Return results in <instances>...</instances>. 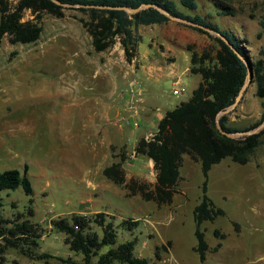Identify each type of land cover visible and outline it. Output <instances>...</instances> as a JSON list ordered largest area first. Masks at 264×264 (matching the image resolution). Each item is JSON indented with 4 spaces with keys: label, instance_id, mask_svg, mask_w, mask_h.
Listing matches in <instances>:
<instances>
[{
    "label": "rangeland",
    "instance_id": "obj_1",
    "mask_svg": "<svg viewBox=\"0 0 264 264\" xmlns=\"http://www.w3.org/2000/svg\"><path fill=\"white\" fill-rule=\"evenodd\" d=\"M6 1L14 5L17 0ZM172 1L179 12L192 15L178 0ZM195 3L201 17L207 14L208 20L219 29H227L248 41L250 61L260 58L264 62V53L258 56L259 50L264 52V28L257 24L264 22V0H227L235 13L233 18L217 16L208 0ZM38 16L41 32L34 43L11 45L7 36L0 41V172L15 169L21 174L25 166L32 188L30 196H25L21 187L1 191L0 215L9 221H15L16 216L18 222L27 220L39 236L37 247L32 249L33 256L47 257L31 259L17 249L7 248L0 254V264H66L60 261L66 258L79 263L81 256L68 249L63 235L51 229L50 221L95 213L105 214V221L113 224L117 244L134 240V255L148 264H264V142L246 164L238 165L224 158L208 171L205 195L223 215L199 226L206 244L204 260L200 262L194 251L192 219V210L202 195L198 163L182 156L176 193L170 204L162 206L103 181L97 164L96 168L90 166L95 159L90 157L89 150L98 155L104 148L112 149L102 145L100 136L88 137L87 132L80 130L82 118L92 114L100 118L98 114L103 109L114 120L113 111L116 108L121 111L126 96V106L134 114L136 105L141 104L143 90L139 97L134 93L130 96L126 81L134 77L140 63L128 66L117 45L102 53L93 52L89 36L78 21L87 18L73 9L64 8L60 18L46 13ZM33 17L26 10L20 21L34 23ZM138 30L141 34L149 33L148 28L136 29V33ZM195 33L197 38L189 43L192 50L200 53L206 46L214 45L205 35ZM142 47L143 43L139 51ZM183 55L179 50L174 54L178 70L185 64ZM111 63L113 66L109 68ZM199 81L198 75L185 74L175 89L181 92L178 96L171 94L169 81L158 82L152 89L158 111L162 113L186 102L190 89ZM113 87L117 89L114 91ZM112 95H119L120 103L117 100L109 113L102 108V101L104 106L110 105ZM260 101L264 98L254 96L251 83L238 104L225 114L227 125L242 132L257 123L262 111ZM131 113L120 112L116 122L123 130L128 152L149 127L145 117ZM122 150L118 152L126 158L125 182L133 180L152 190L155 182L152 164L144 159L127 158L124 147ZM128 219L137 221L129 231L119 226ZM213 230L223 238L215 237ZM88 232L100 235L94 226ZM166 242L169 246L160 249ZM217 244L219 247L215 249ZM106 250L104 247L99 253Z\"/></svg>",
    "mask_w": 264,
    "mask_h": 264
},
{
    "label": "trees",
    "instance_id": "obj_2",
    "mask_svg": "<svg viewBox=\"0 0 264 264\" xmlns=\"http://www.w3.org/2000/svg\"><path fill=\"white\" fill-rule=\"evenodd\" d=\"M61 4L70 5L71 8L82 15L86 20L78 19L82 28L90 38V46L95 53L103 52L115 42L119 43L124 59L129 63L135 56V49L139 42L134 29L138 26L160 25L169 21L152 7H157L171 17L185 19L202 25L221 34L231 47L248 63L252 71L251 83L254 84V96L259 100L264 98V62L260 58L249 60L246 41L238 39L228 30H221L211 23L208 15H184L179 12L172 0H56ZM196 0H178L179 5L187 11L196 9ZM215 8L216 15L232 17L235 13L227 5V0H208ZM149 5L135 14L127 15L122 10H106L94 8H81L75 6H107L137 8L140 5ZM64 8L54 4L51 0H17L14 5H9L6 0H0V41L7 36L8 43L31 44L40 35L41 27L37 23L40 13H46L55 18L62 16ZM28 10L34 15V23L21 22L22 13ZM258 26L264 28V22L258 21ZM199 34L205 35L214 45L206 46L200 53L186 48L189 52V69L192 75H198L200 81L191 91L186 102L180 103L158 121L156 131L152 138L145 141L139 139L134 148L135 156H142L150 160L155 172V182L152 190H147L144 184H137L133 180L125 182L124 171L121 164L124 156H119L117 163H112L101 171V175L115 186H121L129 195L138 196L156 206L168 205L176 193V184L179 181V164L182 156H187L194 163L199 164L202 176L201 199L192 210L194 222V251L200 262L204 260L206 244L203 234L199 230L202 222H211L223 212L214 207L205 195L207 174L210 168L224 158L231 162L244 165L248 162L253 151L264 142V128L256 134L244 136L240 139H229L218 133L215 128V116L218 112L229 107L236 98L241 85L244 82L246 68L236 55L218 38L212 37L197 28L185 26ZM258 37V36H256ZM258 51V56L263 55ZM262 109L259 121L243 130L255 128L264 120V101H260ZM220 128L227 133L240 132L236 128L227 125L226 115L218 118ZM21 187L25 196L32 194V188L26 175V167L20 174L15 169L0 172V192L14 190ZM9 221L0 215V254L7 248L17 249L22 255L44 259L47 256L40 254L33 256L32 249L37 247L36 239L39 238L33 232V226L27 221ZM107 216L103 213H95L90 216L71 215L50 221L51 229L63 235V242L68 249L81 256L79 263L69 258L60 260L66 264H148L133 253L134 240L116 243V235L113 224L105 221ZM137 221L131 219L122 220L120 227L132 230ZM100 230V235L88 232L90 227ZM213 235L222 239L223 235L213 230ZM169 246L160 249L165 250ZM106 247L104 253L99 251ZM219 247L216 245L215 249ZM95 258V261L92 259Z\"/></svg>",
    "mask_w": 264,
    "mask_h": 264
},
{
    "label": "crops",
    "instance_id": "obj_3",
    "mask_svg": "<svg viewBox=\"0 0 264 264\" xmlns=\"http://www.w3.org/2000/svg\"><path fill=\"white\" fill-rule=\"evenodd\" d=\"M197 7L198 6L196 5V9L193 12H191L192 15L194 14L199 15L196 12ZM205 16H207V14H205ZM233 16L230 18H233ZM226 17H229V16H226ZM139 28H148L149 33L141 34L139 30H138V33H136V29H139ZM222 30H227V29H222ZM134 32L138 36L139 42L135 49V56L129 63L125 61L124 56H123V51L119 43L115 42L112 46L117 45L119 47L120 55L123 57L124 62L128 66H132V64L135 62L140 63V65L138 66V69L134 72V77L131 76L132 78H130V80H127L126 83L129 86V84H131L130 83L131 80H137L136 82H137L139 89L141 91L143 90L141 104H137L138 106L136 105V107L134 108L135 109L134 114L138 113L142 115L143 117H145L146 120H148L147 123L149 127L146 129V131L141 136H139V138L136 141H134L131 151L128 152L123 142V130L116 123L119 119L120 112L121 113L123 112L124 114H126V112L127 113L129 112V115L131 113V110L127 108L126 106L128 103L127 96L124 97V99H126L125 101L126 104L121 102V106H120L121 111H120V108H116L113 111V117L115 118L114 120H110L109 119L110 115L108 116V113L107 114L104 113L103 109L101 113L98 114L100 118H98V116H95L93 114L82 118L83 123H82V126L80 127V130H82V132L84 133L87 132L88 137H93L95 135L100 136L99 140L102 143V145H104V147H110L112 149V151L111 150L107 151V149L104 148L102 153L98 155L97 153H94V154L91 153V150H89L88 154L90 155L92 159H95V162L91 164L90 166L93 165L94 168H96L95 166L97 164L96 170H99L100 172L105 167H108L112 163H117L119 161V156H120L121 151L123 152L122 150L123 147H124V150L126 151V155L128 156L127 158H130L132 160L144 159L147 164L151 163V161L146 159L145 157L135 156L133 153V148L139 139L141 138L145 139L147 135L154 134V132L156 131V125L158 121L164 116V114L167 111L171 110V109L164 110L162 113L158 111L159 107L157 106V103L154 102L156 98L155 96H153L154 91L152 92V89L161 80H167L169 81L170 86L172 88L171 91L175 90L176 87L181 84L182 77L185 74H190L188 72L189 52L187 51L186 48L189 46V43H192V41L197 38V34L193 30L188 29V28H181L180 26H176L175 24L168 21L160 25L138 26L137 28L134 29ZM229 32L232 33L231 31ZM232 34L238 39H244L243 37L238 36L237 34H234V33ZM244 40L246 41L245 48L248 50L247 48L248 41L246 39ZM142 43H143V47L139 51L140 45ZM176 50H179L185 53V55H183L185 64L179 70L175 66V63H174V60H175L174 54L176 53ZM99 53H102V52H99ZM112 66H113L112 63L111 65H108L109 68H111ZM116 82L117 80L115 81V84ZM194 88L195 87L190 89V93ZM113 89L115 91V89L117 88L113 87ZM114 91H113V94H114ZM178 92L181 94L180 91ZM109 97H110L111 104L110 105L105 104L104 106L103 101H102V106H103L102 108H104L106 112L110 113L109 110L111 109V106L117 105L114 103L119 101V95L118 96L112 95ZM153 106H154L153 108L154 110H150V108H152ZM127 109L128 111H126ZM149 111H151V113H149ZM132 114L133 113H131V115ZM152 125H154V129H152L153 127ZM118 151H120V153ZM103 164H106V165L102 166ZM121 168L123 169V171L125 170V165L123 163L121 164ZM103 179H104L103 181H107L105 178ZM87 184L88 186L91 185L90 182H87ZM135 256L139 257V255H136V254Z\"/></svg>",
    "mask_w": 264,
    "mask_h": 264
},
{
    "label": "water",
    "instance_id": "obj_4",
    "mask_svg": "<svg viewBox=\"0 0 264 264\" xmlns=\"http://www.w3.org/2000/svg\"><path fill=\"white\" fill-rule=\"evenodd\" d=\"M54 4L62 7V8H71L70 5H66V4H61L56 0H51ZM75 7H81V8H94V9H106V10H122L123 12H125L127 15H132L135 14L143 9L149 8V5H140L137 8L134 9H128V8H124V7H107V6H75ZM155 10H157L160 14L164 15L166 18H168L171 21L174 22H178L180 24H183L185 26H189L192 28H197L199 30H202L203 32H206L207 34H209L212 37L218 38L220 41H222L229 49H231V51L236 55V57L244 64L245 68H246V74H245V79L243 84L241 85L238 94L236 96V98L234 99L233 103L227 107L226 109H224L223 111H220L216 114L215 116V128L218 131L219 134L225 136L226 138L229 139H237L239 137H244V136H248L251 134H256L258 133L260 130H262L264 128V120L258 124L255 128H253L252 130H248V131H244V132H235V133H227L225 131H223L219 124H218V118L221 117L222 115H225L227 112H229L232 108H234L238 102L240 101V99L242 98L245 90L247 89V87L251 84V78H252V71L251 68L248 66V63L231 47V45L226 41V39L219 34L218 32H215L211 29H208L202 25L196 24L194 22H190L187 21L185 19H180V18H175V17H171L170 15H168L166 12L162 11L161 9L157 8V7H152Z\"/></svg>",
    "mask_w": 264,
    "mask_h": 264
},
{
    "label": "built area",
    "instance_id": "obj_5",
    "mask_svg": "<svg viewBox=\"0 0 264 264\" xmlns=\"http://www.w3.org/2000/svg\"><path fill=\"white\" fill-rule=\"evenodd\" d=\"M131 84H129V94L130 96L134 93L136 97H139L141 95V90L139 89L136 80H131L130 82ZM171 94L174 96H178L180 95V93L177 90H172ZM132 126H135V124H133ZM153 134H149L146 136V138L144 139L145 141H148L152 138Z\"/></svg>",
    "mask_w": 264,
    "mask_h": 264
}]
</instances>
